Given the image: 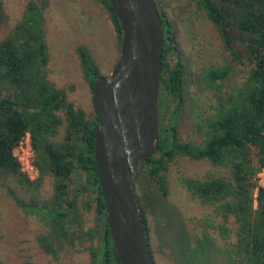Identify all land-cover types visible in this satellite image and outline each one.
<instances>
[{"label": "trees", "instance_id": "16d2710c", "mask_svg": "<svg viewBox=\"0 0 264 264\" xmlns=\"http://www.w3.org/2000/svg\"><path fill=\"white\" fill-rule=\"evenodd\" d=\"M97 1L108 13L120 44V24L108 0ZM154 1L163 28L157 94L159 142L155 154L139 165L146 166V176L154 178L162 196L168 193L164 173L177 154L193 160H207L213 166L222 167L224 174L214 178L202 181L185 179V188L192 198L215 206L216 215L222 219L217 226L221 239L229 238L232 229L227 224L233 219L235 242L230 251L235 264H264V188L256 187L254 181L255 174L264 168V0L199 1V7L215 26L225 49L238 59L233 44L241 40L247 60L252 64L243 87L228 95L227 99L218 101L215 119L208 124L209 131L201 146L178 143L174 138L175 120L168 126L162 124L166 98L176 103L173 113L176 115L178 112L184 69L166 15ZM35 9L34 6L29 8ZM76 51L92 90L102 76L86 48L78 47ZM47 61L43 31L21 37L17 29L15 35L0 42V175L22 176L12 151L29 132L40 175L43 170L36 160L38 151L55 178L53 209L47 212L34 209V212L47 217L50 223L51 230L39 240L41 247L54 254L66 242L72 246L76 241H92L97 237L100 247L87 248L92 255V264H117L93 157L97 114L93 121H89L82 110L67 101L63 90L56 89L46 80L44 68ZM228 73L229 69H208L204 77L208 85L220 88L216 82L223 80ZM63 122L66 124L63 142L50 141L49 138L57 135ZM137 174L136 169L133 179ZM75 175L76 181L73 180ZM71 182L90 191L88 198L95 206L96 227L86 231L80 225L74 228L81 215L77 205L81 187L76 184L73 189ZM23 183H27L25 178ZM256 188L257 196L254 198ZM16 202L20 204L19 200ZM136 203L152 257L147 220L137 199Z\"/></svg>", "mask_w": 264, "mask_h": 264}, {"label": "rangeland", "instance_id": "374dc122", "mask_svg": "<svg viewBox=\"0 0 264 264\" xmlns=\"http://www.w3.org/2000/svg\"><path fill=\"white\" fill-rule=\"evenodd\" d=\"M156 1L166 15L184 69L178 112L173 113L176 103L166 98L162 124L168 126L175 120V140L201 146L209 131L208 124L215 119L218 101L243 87L252 64L247 60L241 40L233 44L238 59L225 49L215 26L199 7L200 0ZM31 6L36 9L29 10ZM17 29L21 37L44 32L48 53L44 68L46 80L63 90L67 101L93 121L96 112L92 90L76 50L78 47L88 50L100 76L111 73L120 56V44L104 7L97 0H1L0 42L15 35ZM208 69H229L227 76L216 82L220 88L206 82L204 72ZM1 94L5 92L1 90ZM65 134L63 122L57 135L49 140L62 143ZM42 156L38 151L36 160L43 171L40 175L36 166L35 181H29L22 174L17 178L0 175V264H92L87 248L100 247L97 237L92 241H76L72 246L66 242L54 254L40 245V238L51 229L47 217L34 209L45 212L53 209L55 184ZM137 170L133 189L147 220L155 264H235L230 251L235 242L233 219L227 224L232 229L229 238L221 239L217 226L222 219L216 215L215 206L192 198L184 185L185 179L202 181L222 175V167L213 166L207 160L175 155L164 173L166 196L161 195L154 178L146 176L145 165H138ZM263 170L255 174L256 187L264 188ZM23 177L27 183H23ZM73 180H77L76 175ZM70 184L74 189L77 183ZM80 189L77 205L81 215L78 224L73 226L76 229L80 225L86 231L96 227L97 216L94 203L88 198L90 191ZM256 196L257 188L253 192V197Z\"/></svg>", "mask_w": 264, "mask_h": 264}, {"label": "water", "instance_id": "95a60500", "mask_svg": "<svg viewBox=\"0 0 264 264\" xmlns=\"http://www.w3.org/2000/svg\"><path fill=\"white\" fill-rule=\"evenodd\" d=\"M108 2L120 24V56L92 87L93 157L117 264H154L132 183L158 148L163 28L154 0Z\"/></svg>", "mask_w": 264, "mask_h": 264}, {"label": "built area", "instance_id": "2783aa9c", "mask_svg": "<svg viewBox=\"0 0 264 264\" xmlns=\"http://www.w3.org/2000/svg\"><path fill=\"white\" fill-rule=\"evenodd\" d=\"M12 155L19 165L20 173L29 181H35L38 178V169L35 165V154L29 132H26L23 138L18 142L12 151ZM262 177H264V170Z\"/></svg>", "mask_w": 264, "mask_h": 264}]
</instances>
